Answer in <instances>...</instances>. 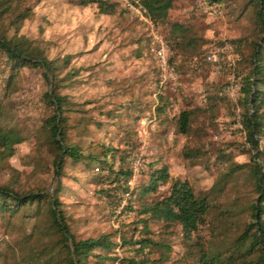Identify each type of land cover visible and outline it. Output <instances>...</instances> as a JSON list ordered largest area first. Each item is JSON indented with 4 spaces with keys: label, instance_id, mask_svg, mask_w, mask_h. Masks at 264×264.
<instances>
[{
    "label": "rangeland",
    "instance_id": "374dc122",
    "mask_svg": "<svg viewBox=\"0 0 264 264\" xmlns=\"http://www.w3.org/2000/svg\"><path fill=\"white\" fill-rule=\"evenodd\" d=\"M87 1L25 0L33 14L22 21L17 34L33 40L48 59L66 60L56 72L55 90L72 102L64 112L67 141L79 145L83 154L97 156L103 146L117 148L113 171L97 162L64 156L61 174L55 175L57 148L46 125L54 108L45 95L51 86L44 70L23 67L8 85L10 65L0 54V128L12 129L22 138L11 150L0 147V186L19 192H52L58 187L71 233L77 239L107 234L114 244L109 251H98L106 258L98 262L90 258L89 264H129L127 258L145 259V264H190L179 224L148 219L144 229L138 221L141 205L161 198L165 186L146 195L140 189L151 170L165 166L169 178L186 180L195 194H205L209 213L192 233L193 239L204 243L230 242L249 220L248 208L257 195L254 149L234 125L243 109L240 92L234 98L220 92L232 74L240 86L239 80L251 68L261 35L254 10L248 0H220V12L208 14L196 8L197 0H172L166 18L148 24L126 12L119 0H106L114 4L108 13L100 12L95 0ZM7 22L0 31L10 36L14 30L6 27ZM173 23L181 24V29H174ZM151 31L175 52V64L170 61L175 79L166 84L161 99L156 87L159 70L149 53ZM173 35L179 46L172 42ZM225 45L231 49L221 56V72L212 76L209 64L198 58ZM157 101L167 104L169 113L158 111ZM181 109L193 111L187 134L176 130ZM142 117L156 121L143 148L138 135ZM217 133L222 136L219 140L214 139ZM259 149L264 150V134ZM141 152L143 165L129 186L132 160ZM108 162H112L109 157ZM119 168L128 169L129 176L114 182ZM48 224L44 210L34 205L13 215L0 213V264H64L58 235ZM145 237L161 245L145 248L143 255L134 242Z\"/></svg>",
    "mask_w": 264,
    "mask_h": 264
},
{
    "label": "trees",
    "instance_id": "16d2710c",
    "mask_svg": "<svg viewBox=\"0 0 264 264\" xmlns=\"http://www.w3.org/2000/svg\"><path fill=\"white\" fill-rule=\"evenodd\" d=\"M95 1L98 2V9L102 13L110 12L114 5L106 2V0ZM24 2L25 0H0V27L3 26V21L7 19L6 27L14 30L10 36L5 30L0 31V54L10 65L11 75L7 79L8 85L12 82L17 71L23 67H40L44 70L43 77L51 86L45 95L54 108L53 114L46 119V125L47 134L57 148V155L53 160L55 175L58 177L61 174L64 156H68L73 161L97 162L103 167L108 166L113 171V161L117 157V148L103 146L101 156H97V154L92 153L83 154L79 145L67 141V116L64 112L70 108L72 102L65 95H61L55 90L59 81L56 72L67 62L65 59L61 62H58L57 59H48L44 51L33 44V40L17 34L22 21L33 14L31 8ZM209 2H215L219 9L221 8L220 0H209ZM247 2L254 10L261 31L252 52L251 68L247 74L241 77V81L239 80L241 97L239 101L243 105V109L239 117L242 129L238 130L245 134L246 141L254 149L251 161L253 162L252 170L257 195L248 208L249 220L245 222L241 232L230 242L210 240L204 243L198 239H193L192 233L197 232L199 225L205 223L209 213L210 203L205 194H195L186 180L169 178L165 166L151 170L148 181L140 189L141 193L146 195L156 192L160 185L165 186L166 194L161 198L141 205L139 212L142 218L138 221L142 223L144 229L147 228L148 219L179 224L184 233L188 251H190V264H264V157L262 156L264 150L259 149V140L264 134V56L262 55V49H264V0H248ZM80 3L86 4L88 1L81 0ZM119 3L128 12L120 0ZM143 3L150 20L155 23L164 20L172 6V0H144ZM172 27L181 29L182 26L173 23ZM176 36L173 35L172 42L179 46L180 42L176 41ZM166 47L169 61L174 63L175 52L168 41H166ZM204 56L205 53L198 58L200 62H205ZM199 60H196L197 63H200ZM156 87L159 88L157 97L161 99L165 87L159 85V73L156 78ZM158 106L156 108L158 111L162 110L164 113H169L167 104H159ZM2 108L3 103L0 97V116ZM192 114L193 111L190 109L178 111L176 116V130L178 132L187 134L190 131ZM108 115L110 114L108 113ZM21 140L18 132L0 128V147L3 151L11 150L13 145ZM108 157L112 162H108ZM122 159L120 156L119 160ZM129 173L128 169L119 168L114 171L112 181H125ZM27 205H34L39 211L44 210L49 221L48 227L58 235L57 241L61 247L60 253L64 258V264H89L90 258H94L98 262L107 257L98 251H109L114 247L107 234L95 238L77 239L71 233L61 208L58 187L52 192L43 190L19 192L6 185L0 186V213L13 215ZM134 243L140 244L136 251L143 255L145 248L161 245L149 237L141 238ZM126 261L129 264H145V259L127 258Z\"/></svg>",
    "mask_w": 264,
    "mask_h": 264
},
{
    "label": "built area",
    "instance_id": "2783aa9c",
    "mask_svg": "<svg viewBox=\"0 0 264 264\" xmlns=\"http://www.w3.org/2000/svg\"><path fill=\"white\" fill-rule=\"evenodd\" d=\"M120 1L122 5L127 9L129 14L137 17V19L142 22L151 24L152 21L147 15V9L143 3L144 0H120ZM197 9L203 13H208V14L220 12L218 4L215 2H209V0H197ZM152 38L153 40L150 44L149 50L152 53L156 62V67L159 70V85L160 87H165L169 81L175 79L174 65L171 64V62L169 61V54L167 51L166 43L164 42L162 36L152 32ZM229 49H231V47L225 45L216 48L214 50H209L208 52L205 53L204 61L205 63L209 64V66L211 67L212 76L218 75L221 72L222 70L221 56L225 51ZM238 91H239V85L235 80L234 74H232L229 78L228 85H226L223 88V90L220 92V95H227L230 98H234L238 94ZM239 117L240 115L237 114V118L234 125L235 128L242 129V123L239 120ZM155 127H156L155 118L142 117L139 119L138 135L140 142H142V146H141L142 148H143V144L146 143V139L150 131H154ZM219 131L223 132V128L221 126L219 127ZM221 137L222 136L220 135V133H217L215 134L214 139L219 140L221 139ZM142 153L143 152L134 156L132 160V167H131L132 178H129V180L127 181V184L129 186L132 185L133 179L137 176L143 165ZM160 188L162 189L163 186H160ZM125 195L129 196V192H126Z\"/></svg>",
    "mask_w": 264,
    "mask_h": 264
}]
</instances>
